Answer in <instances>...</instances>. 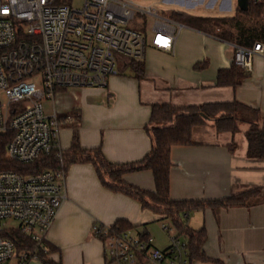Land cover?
<instances>
[{
	"label": "crops",
	"instance_id": "0c3cea01",
	"mask_svg": "<svg viewBox=\"0 0 264 264\" xmlns=\"http://www.w3.org/2000/svg\"><path fill=\"white\" fill-rule=\"evenodd\" d=\"M209 1V7L217 3ZM228 2V8L218 7L220 13L200 16H230L222 13L230 9ZM195 6L200 7L178 3L172 11L197 15L191 11ZM241 21L243 34L238 33L233 41L218 37L209 25L179 22L174 51L149 43L141 78L134 74L130 60L120 57L119 72L110 76L106 86L59 89L54 100L45 101V110L48 115L56 112L62 120L61 150H68L77 135L83 148L100 147L110 162H137L152 147L146 127L156 103L187 106L236 100L257 108L264 117V56H254L252 68L238 86L216 85L219 70L233 64L235 46H252L264 33L263 21ZM239 127L236 133L218 132L213 121H207L193 129V144L172 148L169 194L174 200L205 202L261 189L249 206L206 204L185 215L188 228L205 231L200 247L205 259L191 257V264H264V159L248 156L249 124L242 122ZM66 171L68 197L46 235L48 259L61 264H118L108 258L104 243L94 234L95 224L113 225L118 220L153 236L158 247H167L168 240L162 241L154 223L169 219L164 214L108 189L91 162L73 163ZM124 181L142 189L155 188L149 170L127 173ZM176 232L190 242L185 234ZM10 264L18 262L13 259ZM26 264L44 263L31 259Z\"/></svg>",
	"mask_w": 264,
	"mask_h": 264
},
{
	"label": "built area",
	"instance_id": "2783aa9c",
	"mask_svg": "<svg viewBox=\"0 0 264 264\" xmlns=\"http://www.w3.org/2000/svg\"><path fill=\"white\" fill-rule=\"evenodd\" d=\"M75 1L0 0V135L12 134L6 157L27 165L57 151L60 163L38 173L0 172V264L48 256L46 235L68 197L59 143L62 120L56 112L46 113L45 101L62 88L106 86L119 72L120 57L143 61L147 37L129 25L137 13L156 17L153 47L175 49L176 22L153 7L131 0H81L76 7ZM251 1L262 8L264 21V0ZM256 55L264 56V39L236 45L233 61L250 70ZM164 229L165 248L153 236L118 224H95L94 234L118 264H191L189 243L171 233L172 226ZM19 234L32 246L18 249Z\"/></svg>",
	"mask_w": 264,
	"mask_h": 264
},
{
	"label": "trees",
	"instance_id": "16d2710c",
	"mask_svg": "<svg viewBox=\"0 0 264 264\" xmlns=\"http://www.w3.org/2000/svg\"><path fill=\"white\" fill-rule=\"evenodd\" d=\"M237 13L240 15L200 16L185 11L174 10L171 12L170 17L176 22L191 26L204 27L209 25L218 37L227 41H233L237 38L238 33L243 34L244 26L240 16L259 19L262 8L254 5L249 0L248 10L242 11L237 7ZM263 39L264 33L258 41ZM130 65L136 77L141 78L144 73L143 62L131 59ZM247 75L248 71L236 65L233 61L229 69L219 70L216 85L236 87L243 82ZM207 121H213L218 132L229 131L232 133L239 131L240 123H248L249 128L246 131L248 156L264 159V117L261 116L257 108L236 100L232 102L204 103L187 106L156 103L152 104L151 116L146 127L152 138V147L143 159L132 163L110 162L106 159L100 147L83 148L79 143L77 135H75L71 147L66 151L62 150L64 167L67 170L71 164L76 162L93 163L104 186L112 191L122 192L136 198L144 208L164 214V217L171 220L175 229L189 238L191 257L205 259V256L200 254V247L205 237V231L194 232L188 228L187 217L185 215L189 214L192 209L200 208L206 204L217 207L249 206L254 203L261 191L260 188H252L229 197L205 202L174 200L170 197L172 148L178 145L193 144V129L206 124ZM11 135V133L0 135V172L17 171L22 174H31L46 169L59 168L60 163L57 151L42 155L27 165L9 160L6 157V146ZM141 170L152 172L155 182L154 190L142 189L124 181L125 174ZM115 224H118L121 228L132 227L126 220H118ZM18 240L20 243L18 249L32 246V242L21 234L18 235ZM40 260L44 264H61L53 262L44 254L40 256Z\"/></svg>",
	"mask_w": 264,
	"mask_h": 264
},
{
	"label": "rangeland",
	"instance_id": "374dc122",
	"mask_svg": "<svg viewBox=\"0 0 264 264\" xmlns=\"http://www.w3.org/2000/svg\"><path fill=\"white\" fill-rule=\"evenodd\" d=\"M66 1L69 2L70 0H66ZM131 1L138 7H153L159 11L160 16L170 18V19H171L170 17L171 11L174 5H178V3L185 5L186 7H191L193 6V4L197 3L198 6L200 7L195 6L191 10L193 13L197 15H201V14L208 15V14L220 13L217 10L218 7L222 9L223 7H227V8L229 7L228 0H222V1L217 0V3H215L211 7H209L208 5L210 2L209 0H206L205 2L204 0L203 1L201 0H131ZM230 2H231L230 9L222 13L230 15V16H235V15L239 16L240 14L237 13L238 1L230 0ZM74 5L76 7H80L82 5V1L76 0ZM240 18L249 20L250 17L240 16ZM155 20H156V17H154L153 15H143L141 13H137L134 19L129 23V25L133 27L134 29L142 31L146 35L148 43H150V40L152 38V27H153ZM258 20L263 21L261 15ZM179 25L180 23L176 22V28H179ZM11 223H15V222L11 221ZM154 223L156 224L155 229H157L162 241L165 242L168 240V244H169V235L167 236L168 232L164 229V225L166 224V225L172 226L173 230H171L170 232L174 233L176 229L173 226L171 220L170 219H164V220L160 219V220H156ZM135 233H138V232L135 230Z\"/></svg>",
	"mask_w": 264,
	"mask_h": 264
},
{
	"label": "water",
	"instance_id": "95a60500",
	"mask_svg": "<svg viewBox=\"0 0 264 264\" xmlns=\"http://www.w3.org/2000/svg\"><path fill=\"white\" fill-rule=\"evenodd\" d=\"M238 1V7L242 11H246L249 8V0H237ZM205 118H207L205 115H203Z\"/></svg>",
	"mask_w": 264,
	"mask_h": 264
}]
</instances>
